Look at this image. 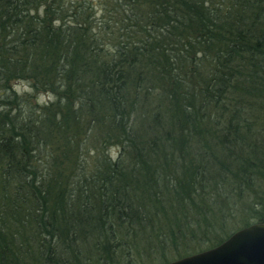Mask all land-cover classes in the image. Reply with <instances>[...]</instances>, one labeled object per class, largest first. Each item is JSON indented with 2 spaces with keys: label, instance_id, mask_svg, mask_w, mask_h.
I'll list each match as a JSON object with an SVG mask.
<instances>
[{
  "label": "trees",
  "instance_id": "trees-1",
  "mask_svg": "<svg viewBox=\"0 0 264 264\" xmlns=\"http://www.w3.org/2000/svg\"><path fill=\"white\" fill-rule=\"evenodd\" d=\"M98 5L0 0V264H164L232 197L264 223V0Z\"/></svg>",
  "mask_w": 264,
  "mask_h": 264
},
{
  "label": "water",
  "instance_id": "water-1",
  "mask_svg": "<svg viewBox=\"0 0 264 264\" xmlns=\"http://www.w3.org/2000/svg\"><path fill=\"white\" fill-rule=\"evenodd\" d=\"M164 264H264V223L249 224L211 248Z\"/></svg>",
  "mask_w": 264,
  "mask_h": 264
},
{
  "label": "rangeland",
  "instance_id": "rangeland-1",
  "mask_svg": "<svg viewBox=\"0 0 264 264\" xmlns=\"http://www.w3.org/2000/svg\"><path fill=\"white\" fill-rule=\"evenodd\" d=\"M79 1V0H78ZM86 1H89L91 2V4L94 5V7L96 9H99V5H98V2L100 0H86ZM12 87L14 90H16L18 93H21L22 91H25V92H29L31 91L24 83H14L12 84ZM38 99L41 101V100H45V97L44 96H39ZM262 144L261 145V149L264 150V142L260 143ZM113 151H111L112 153ZM231 200H235L237 202V205L235 208L233 207H229V210L230 212L228 211L227 214L225 215V218L223 219L222 223H221V228H226V229H231V228H235L233 229L232 231H229L230 234L240 228H243L245 223L246 224H253V223H256L254 222V220L248 218L247 214L245 215L243 212L239 211V206H244L245 205V201L239 203L235 197ZM233 202V201H232ZM216 228V226H215ZM194 243H191L189 248L194 251V253H197V252H200V251H203L205 249H203L207 243H210L209 241H207V239H198L196 238L195 241H193ZM199 243V245H195V243ZM199 248V249H198ZM207 249V248H206ZM142 262H144V260L140 261V262H137L136 264H141Z\"/></svg>",
  "mask_w": 264,
  "mask_h": 264
}]
</instances>
